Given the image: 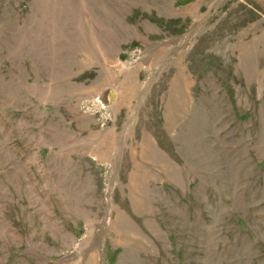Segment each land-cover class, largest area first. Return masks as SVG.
Listing matches in <instances>:
<instances>
[{
	"label": "rangeland",
	"instance_id": "1",
	"mask_svg": "<svg viewBox=\"0 0 264 264\" xmlns=\"http://www.w3.org/2000/svg\"><path fill=\"white\" fill-rule=\"evenodd\" d=\"M0 264H264V0H0Z\"/></svg>",
	"mask_w": 264,
	"mask_h": 264
},
{
	"label": "water",
	"instance_id": "2",
	"mask_svg": "<svg viewBox=\"0 0 264 264\" xmlns=\"http://www.w3.org/2000/svg\"><path fill=\"white\" fill-rule=\"evenodd\" d=\"M115 95H116V93H115V91L114 90H112L111 91V96H110V102H113V100H114V98H115Z\"/></svg>",
	"mask_w": 264,
	"mask_h": 264
}]
</instances>
